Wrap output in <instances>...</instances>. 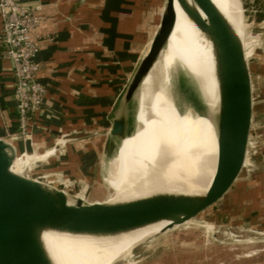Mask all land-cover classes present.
Returning a JSON list of instances; mask_svg holds the SVG:
<instances>
[{"label": "water", "instance_id": "1", "mask_svg": "<svg viewBox=\"0 0 264 264\" xmlns=\"http://www.w3.org/2000/svg\"><path fill=\"white\" fill-rule=\"evenodd\" d=\"M261 5L264 6V0ZM176 7L208 39L221 83L238 94L236 104H223L218 120L217 161L208 190L202 194L159 193L117 203L106 202L109 195L104 196V201L92 203L82 195L72 199L69 191L76 181L53 178L30 167L21 174L13 172L12 167L20 157L17 142L0 138V264H54L43 241L47 232L108 238L167 223L155 237L183 226L235 194L241 197L242 192L245 198L256 196L260 209H264V138L255 149L253 166L249 164L252 68L245 52L243 11L240 36L212 0H164L155 30L117 101L105 149L110 152L126 137L130 121L136 117L131 114L132 100L168 46L176 25ZM168 74V98L180 115L171 69ZM97 190L96 196L101 192ZM251 209L243 211L251 213Z\"/></svg>", "mask_w": 264, "mask_h": 264}, {"label": "crops", "instance_id": "2", "mask_svg": "<svg viewBox=\"0 0 264 264\" xmlns=\"http://www.w3.org/2000/svg\"><path fill=\"white\" fill-rule=\"evenodd\" d=\"M147 1L29 0L30 4L41 7V25L36 34L41 45L38 57L39 80L47 88L42 117H39L32 132L35 143L33 155L41 156L36 152L54 145L57 138L53 134L58 129H66L67 132L81 129L97 134V123L93 124V129L88 124L91 118H97V112L105 113V126L107 132L109 131L117 101L155 30L164 0H153L155 17L146 36L142 37L143 41L138 42L146 24L140 9ZM212 1L216 5L217 0ZM258 1L261 3V0ZM159 2L161 5L158 9ZM223 14L227 18L230 16L227 7ZM1 29L0 19V32ZM236 30L239 32V27ZM205 40L208 41L196 26L192 42L183 59V62L187 61L189 53V62L185 61L182 70L195 73L196 77L193 75L191 79L188 76V79L193 81L197 91H203L202 86L206 90L202 93L196 91L197 95L180 93L182 111L179 116L182 118L186 112L190 125L198 132L195 146L198 150L205 146L206 153L211 140L209 118L214 115L219 120L223 106L234 105L236 90L221 83L214 52L211 47L203 46ZM1 53L0 45V138H4L6 130L11 133L17 130L18 123L13 66L10 61L2 58ZM182 83L184 81L180 84ZM102 89L105 90L104 94H101ZM206 109L211 111L209 116L205 114ZM51 117L64 119L63 127L59 122H53ZM72 118L78 122L72 125ZM107 132L102 134L106 135ZM201 136H205L204 139L199 138ZM105 139L107 141V137ZM81 142L96 144L97 139L93 142ZM17 145L19 152L23 151L19 142ZM220 210L218 204L205 212L215 218ZM261 225L264 226V219Z\"/></svg>", "mask_w": 264, "mask_h": 264}, {"label": "rangeland", "instance_id": "3", "mask_svg": "<svg viewBox=\"0 0 264 264\" xmlns=\"http://www.w3.org/2000/svg\"><path fill=\"white\" fill-rule=\"evenodd\" d=\"M218 1V5L216 4L217 8L223 13L227 7L230 12L228 19L237 28L235 0ZM147 2L140 9V13L145 17L146 24L145 29H142V31H145L140 35L141 38L138 42L143 41L144 38L142 37L146 36L155 17L153 0H148ZM161 2L158 4V9ZM237 8L240 24L241 11H243L245 40L247 43H245V52L252 68V72H250L253 98L250 133L252 149L249 164L253 166L255 149L258 148L261 139L264 138V95H262V88H264V6L258 0H237ZM203 46L211 47V44L208 41H204ZM192 51L193 49L190 54ZM189 56L188 53L187 61L185 60L187 63L189 62ZM185 61L175 77L173 75L175 97L181 111L182 106L179 94L185 92L186 94L193 93L197 95V88L191 80L192 76H195V73H186L182 70ZM188 76L191 79H188ZM180 78L181 82L184 81V83L180 84ZM201 90L203 91L197 92L202 93L206 89L202 86ZM104 93L105 90L102 89L101 94ZM155 106L157 118L147 124L143 132L139 131L137 133L138 135L133 138V147L149 157V154H151L149 146L151 139L149 138L147 141V134L149 135L150 131L155 132L157 130L158 134L161 135L165 130H168L166 136L169 144L172 145V155L178 166H189V164L191 165L195 161L196 156L200 155L199 158L203 157L205 146L199 150L194 147L197 141L196 133L198 132H196V128L190 127L189 117L185 114V109L183 108V112L185 113L181 118L169 100L167 91ZM136 113L137 106H134L131 114L136 115ZM104 115L105 113L99 114L97 112V118L95 120L91 118L88 123L92 129L93 124L97 123V134L81 129L80 131H76V129L69 132L66 129L60 131L57 126V133L53 134V137L57 138V141L54 142V145H50L49 148H41L43 150L36 152L43 156L39 161L35 160L37 158L33 155V151L25 155L21 151L17 161L24 160L25 156L28 155L32 156L31 160L33 162L31 161L28 164L29 166H27L32 170L45 172L53 178L78 182L69 191L72 199L82 195L88 203H92L96 200L104 201V198L109 195L106 198L107 201L112 189L106 183L105 178L109 174L110 162L116 157L120 143L114 145L110 152L106 151V135L102 134V132H107ZM50 119L53 122H59V125L63 127L64 119L56 117H51ZM70 121L72 125L78 122L73 118ZM135 130L136 124H134L130 132H135ZM49 132L51 133V131ZM171 134L174 137H171ZM204 137L201 136L199 138L204 139ZM95 138L97 139V143H94L95 145L81 142L83 140L93 142ZM24 147L25 145L22 146L23 150ZM151 165L156 193L170 194L163 184L174 176L175 171L173 166ZM249 168L250 170L252 169L251 167ZM96 189L101 190L102 193L97 194V196L101 197L94 195V192H96L94 190ZM242 193L241 197L235 194L220 203L221 210L215 218L212 214L204 212L183 226L155 236L139 246L134 243L125 242L123 239L122 250L128 255V260L118 264H264V226L261 225L262 219H264V209H260L261 206L257 203L256 196L245 198V195ZM251 207V213L243 211L245 208ZM255 208L258 211L254 212ZM243 214L244 217L242 216Z\"/></svg>", "mask_w": 264, "mask_h": 264}, {"label": "bare ground", "instance_id": "4", "mask_svg": "<svg viewBox=\"0 0 264 264\" xmlns=\"http://www.w3.org/2000/svg\"><path fill=\"white\" fill-rule=\"evenodd\" d=\"M218 3L217 0L216 4L218 5ZM235 7L237 9L238 33L242 36L237 0H235ZM176 10V25L170 36L168 46L160 61L143 79L139 90H137L131 103L132 108L137 106L136 117L130 121L129 128L126 130V137L119 140L117 155L110 162L109 174L105 178L106 183L112 189V194L106 201L108 203L130 201L157 194L151 164L173 166L174 176L163 184L170 194H202L211 185L218 155V120L214 115L209 118L211 140L206 153L201 158H199L200 155L196 156V159L193 158L195 161L189 166H178L172 155V145L169 144L166 136L168 130H163L164 133L161 135L158 134L157 130L147 134V141L149 138L151 139L149 157L134 148L132 143L137 133L143 132L147 124L157 118L155 104L164 97L167 91L168 72L171 69L175 77L195 33L196 25L181 9L176 7ZM237 95L235 92V98ZM205 112L207 116L211 113L210 109H206ZM134 124H136V130L131 133ZM171 137L174 136L171 134ZM19 144L21 147L25 145L24 142H19ZM194 147L196 148V146ZM42 157L36 156L37 159L35 160L39 161ZM31 159L32 156L28 155L22 161L16 160L17 163H14L12 167L13 172L21 174L29 166ZM165 226L167 223L164 222L132 233L108 238L47 232L43 235V241L54 264H118L128 260V255L122 250L123 239L125 242L139 246L154 235L159 234Z\"/></svg>", "mask_w": 264, "mask_h": 264}, {"label": "built area", "instance_id": "5", "mask_svg": "<svg viewBox=\"0 0 264 264\" xmlns=\"http://www.w3.org/2000/svg\"><path fill=\"white\" fill-rule=\"evenodd\" d=\"M40 11L41 7L29 0H0L1 56L13 66L18 123L14 133L6 130L4 139L24 142V155L35 148L32 132L42 117L47 96V88L39 80L41 45L36 34L41 25Z\"/></svg>", "mask_w": 264, "mask_h": 264}]
</instances>
